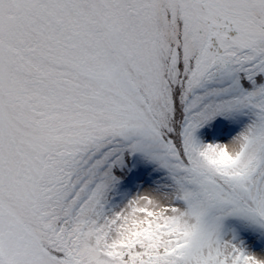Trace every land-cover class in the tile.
<instances>
[{"label": "snow or ice", "instance_id": "obj_1", "mask_svg": "<svg viewBox=\"0 0 264 264\" xmlns=\"http://www.w3.org/2000/svg\"><path fill=\"white\" fill-rule=\"evenodd\" d=\"M0 264H264V0H0Z\"/></svg>", "mask_w": 264, "mask_h": 264}]
</instances>
